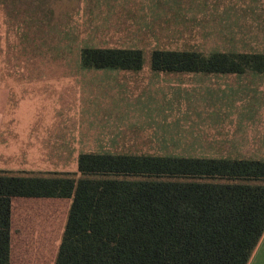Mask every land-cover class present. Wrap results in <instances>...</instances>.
I'll return each instance as SVG.
<instances>
[{"label":"rangeland","instance_id":"obj_1","mask_svg":"<svg viewBox=\"0 0 264 264\" xmlns=\"http://www.w3.org/2000/svg\"><path fill=\"white\" fill-rule=\"evenodd\" d=\"M86 48L143 66L88 67ZM157 50L264 52V0H0V172L73 174L91 151L264 160V73L185 72L214 114H160L184 77L155 71Z\"/></svg>","mask_w":264,"mask_h":264},{"label":"trees","instance_id":"obj_2","mask_svg":"<svg viewBox=\"0 0 264 264\" xmlns=\"http://www.w3.org/2000/svg\"><path fill=\"white\" fill-rule=\"evenodd\" d=\"M81 57L128 70L144 60L119 48ZM152 68L264 73V54L157 50ZM22 199L34 202L28 221L62 228L53 264H248L264 235V160L86 152L73 174L0 172V264H13Z\"/></svg>","mask_w":264,"mask_h":264},{"label":"crops","instance_id":"obj_3","mask_svg":"<svg viewBox=\"0 0 264 264\" xmlns=\"http://www.w3.org/2000/svg\"><path fill=\"white\" fill-rule=\"evenodd\" d=\"M211 3V1H208ZM197 3V2H196ZM199 53V52H198ZM201 53V52H200ZM219 53V52H217ZM223 53H262L264 52H223ZM204 54V53H202ZM213 54V53H211ZM128 70V69H126ZM166 72L172 71H162V75H166ZM181 73L177 74V77L183 79L184 84L181 87L173 86L160 94V102L163 104L160 105V114H214V112H209L203 109L204 105L202 103H210L206 98L208 93L202 91V87H205L201 84L196 85H186L184 79H193L197 76H184L185 72H175ZM205 73V72H203ZM213 74V73H208ZM181 75V76H178ZM200 81H196L199 83ZM168 96H174L177 98L178 102H188L189 104L185 107L170 110L165 108V103L168 102ZM175 107V106H172ZM244 108L239 107L237 112H228L227 114H248ZM226 114V113H224ZM258 114L260 111L258 110ZM179 117L174 116L172 119H177ZM182 119H188L182 117ZM184 121V120H183ZM96 152V151H91ZM86 153V152H83ZM19 210L18 214V224L15 226V234L13 240V255L12 263L13 264H53L55 248H57L60 235H61V226L52 224H44L42 222L28 221L31 217L32 208L34 202L31 199H22L18 200ZM15 211H14V221H15ZM54 248L52 250V256L48 248ZM248 264H264V235L260 240L256 250L254 251Z\"/></svg>","mask_w":264,"mask_h":264}]
</instances>
